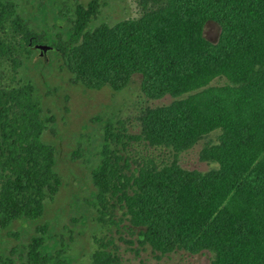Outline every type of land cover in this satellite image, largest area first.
<instances>
[{"label": "trees", "instance_id": "16d2710c", "mask_svg": "<svg viewBox=\"0 0 264 264\" xmlns=\"http://www.w3.org/2000/svg\"><path fill=\"white\" fill-rule=\"evenodd\" d=\"M133 1L137 17L97 26L98 0L65 5L58 15L67 32L52 36L19 0H0V238L39 220L61 186L57 151L44 139L53 116L23 74L27 61L53 54L89 90L121 91L138 74L145 97L173 99L140 110L138 135L122 122L103 129L91 172L101 222L117 226L120 210L124 228L160 255L208 251L210 264H264V0ZM209 24L216 41L205 36ZM214 132L201 158L216 167H181L178 156ZM125 139L172 158L136 160ZM44 235L37 227L21 251L0 246V264H49ZM90 264L124 262L101 243Z\"/></svg>", "mask_w": 264, "mask_h": 264}, {"label": "rangeland", "instance_id": "374dc122", "mask_svg": "<svg viewBox=\"0 0 264 264\" xmlns=\"http://www.w3.org/2000/svg\"><path fill=\"white\" fill-rule=\"evenodd\" d=\"M75 1L86 4L90 0H19V3L21 11L37 27L54 36L67 32V23L59 17L58 11ZM98 2L99 14L92 26L102 23L114 25L139 14L133 0ZM204 32L209 40L218 39L219 29L215 25H207ZM47 56L46 61L39 56L27 61L23 74L35 82L45 107L53 116V124L45 131L44 139L52 143L57 151L56 165L61 186L53 199L46 200L39 220L18 222L13 234L1 235L2 254H8L13 249L23 250V245L36 235L37 227H40L45 231L43 253L48 257L49 264L59 260L64 264H90L94 250L101 243L114 250L124 264H210L211 253L208 251L198 254L176 251L168 255L152 251L149 246L138 243L137 230L131 229L130 232L124 228L128 222L122 219L120 210H113L118 223L116 226L108 221L101 222L94 204L96 190L91 172L98 163L106 124L111 122L119 127L118 122H122L128 136L138 135L140 110L168 105L172 97H145L140 89L141 77L138 74L133 75L129 85L121 91L108 87L89 90L72 82L56 55ZM216 134L206 136L191 149L182 152L178 156L180 166L202 172L216 167L215 163L201 158L204 146L216 142ZM125 141L126 151L136 160L144 157L162 162L172 158L169 150L154 148L144 142Z\"/></svg>", "mask_w": 264, "mask_h": 264}]
</instances>
